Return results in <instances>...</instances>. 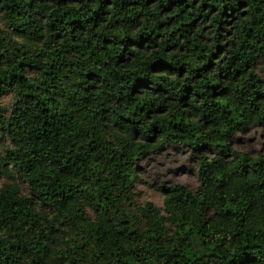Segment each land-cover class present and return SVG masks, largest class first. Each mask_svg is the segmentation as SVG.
Listing matches in <instances>:
<instances>
[{
  "label": "trees",
  "instance_id": "16d2710c",
  "mask_svg": "<svg viewBox=\"0 0 264 264\" xmlns=\"http://www.w3.org/2000/svg\"><path fill=\"white\" fill-rule=\"evenodd\" d=\"M263 59L264 0H0V264H264Z\"/></svg>",
  "mask_w": 264,
  "mask_h": 264
},
{
  "label": "rangeland",
  "instance_id": "374dc122",
  "mask_svg": "<svg viewBox=\"0 0 264 264\" xmlns=\"http://www.w3.org/2000/svg\"><path fill=\"white\" fill-rule=\"evenodd\" d=\"M260 77L264 80V59L258 66ZM4 103H11V98ZM5 144L0 141V152ZM234 149L251 156L264 155V124L250 127L232 141ZM136 184L140 202H152L162 207L164 190L177 184L185 185L195 191L199 186L198 160L186 147H170L149 155L140 164V178ZM0 181V187L2 186Z\"/></svg>",
  "mask_w": 264,
  "mask_h": 264
}]
</instances>
